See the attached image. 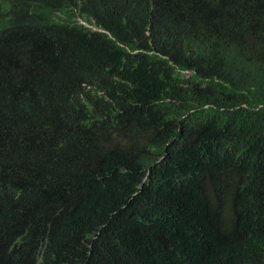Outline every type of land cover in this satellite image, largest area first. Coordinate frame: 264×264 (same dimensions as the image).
Segmentation results:
<instances>
[{
    "label": "trees",
    "instance_id": "obj_1",
    "mask_svg": "<svg viewBox=\"0 0 264 264\" xmlns=\"http://www.w3.org/2000/svg\"><path fill=\"white\" fill-rule=\"evenodd\" d=\"M0 264H264V0H0Z\"/></svg>",
    "mask_w": 264,
    "mask_h": 264
},
{
    "label": "clouds",
    "instance_id": "obj_2",
    "mask_svg": "<svg viewBox=\"0 0 264 264\" xmlns=\"http://www.w3.org/2000/svg\"><path fill=\"white\" fill-rule=\"evenodd\" d=\"M85 26H89L87 23H85V22H82ZM93 29H95L94 27H92Z\"/></svg>",
    "mask_w": 264,
    "mask_h": 264
},
{
    "label": "rangeland",
    "instance_id": "obj_3",
    "mask_svg": "<svg viewBox=\"0 0 264 264\" xmlns=\"http://www.w3.org/2000/svg\"><path fill=\"white\" fill-rule=\"evenodd\" d=\"M190 75V74H189Z\"/></svg>",
    "mask_w": 264,
    "mask_h": 264
}]
</instances>
